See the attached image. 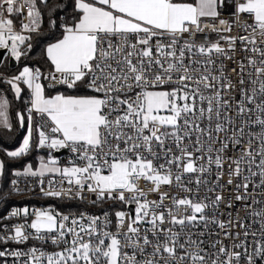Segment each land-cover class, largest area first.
<instances>
[{
  "label": "snow or ice",
  "instance_id": "obj_1",
  "mask_svg": "<svg viewBox=\"0 0 264 264\" xmlns=\"http://www.w3.org/2000/svg\"><path fill=\"white\" fill-rule=\"evenodd\" d=\"M0 50V203L97 209L11 207L0 264H264V0H0Z\"/></svg>",
  "mask_w": 264,
  "mask_h": 264
},
{
  "label": "built area",
  "instance_id": "obj_2",
  "mask_svg": "<svg viewBox=\"0 0 264 264\" xmlns=\"http://www.w3.org/2000/svg\"><path fill=\"white\" fill-rule=\"evenodd\" d=\"M225 17L227 18L229 16V12L226 10L224 12ZM237 33L234 31L232 33V35H236ZM197 39H202V37H197ZM237 48L239 49V44L237 45ZM239 54V53H238ZM228 64V68L225 70L226 72L228 70H230V68L232 67V64L230 62H226ZM45 84H47V81H44ZM47 153L45 152L44 155H46ZM60 161L61 163H65L70 154L66 151V150H62L60 152L57 153H53ZM225 175H224V180L222 181V183L224 181L227 180V166H225ZM142 186L143 187H147L146 184H144L142 182ZM150 199L155 198L154 196H150ZM7 204H9V206L7 207L6 210H4L2 213H0V217H3L13 206H17V207H23L25 205L29 206V207H41V206H55L58 210H60L61 212H68V211H74V212H78V211H82V210H87L89 212L92 213H96L97 209L93 208L91 205L88 204H83L80 201H67V200H56V199H45L43 197L40 196L39 191L37 190L36 192H32V193H25L22 196H15L13 199H11ZM4 206V205H3ZM3 206L0 207V209L3 208ZM241 215H243V213H241ZM19 222L17 219H13V221H11V223H16ZM4 223H9L8 221H4ZM34 243L33 241H29V245L31 246V244ZM48 250L52 251L55 250L53 249L50 245L48 246Z\"/></svg>",
  "mask_w": 264,
  "mask_h": 264
},
{
  "label": "trees",
  "instance_id": "obj_3",
  "mask_svg": "<svg viewBox=\"0 0 264 264\" xmlns=\"http://www.w3.org/2000/svg\"><path fill=\"white\" fill-rule=\"evenodd\" d=\"M53 3L57 2V0H52ZM43 45H37L36 47H34L33 52L30 54L33 57V62H35L36 60H39L40 57V48ZM17 67H19V65H17V63H15L13 66L9 65L7 66V68H2L0 67V71H7V72H12L15 71L17 69ZM0 87H4L3 85H0ZM49 94L54 93V90L49 89L48 90ZM9 98L11 99L12 94L8 93ZM23 109V104H20L19 102H16L12 108L10 109V115L13 118L12 121H15V112L17 109ZM25 133V129H19L18 126L14 125V130L12 132H8L6 130H2L0 129V149H9L12 150L14 148H16L23 135ZM39 155V153L37 152H33L31 155L27 156L24 158L25 162H32L33 164L36 163V157ZM0 159H5L4 153L2 150H0ZM6 164H7V160H6ZM5 187H7V178L3 181ZM14 198V197H13ZM11 198V199H13ZM9 199L7 201V203L11 200ZM7 203H0V207L3 206L2 209H0V213H2L4 210L7 209V207L9 206V204Z\"/></svg>",
  "mask_w": 264,
  "mask_h": 264
},
{
  "label": "crops",
  "instance_id": "obj_4",
  "mask_svg": "<svg viewBox=\"0 0 264 264\" xmlns=\"http://www.w3.org/2000/svg\"><path fill=\"white\" fill-rule=\"evenodd\" d=\"M5 55H6V53H5ZM5 55H4V56H5ZM15 63H16V62L14 61V64H15ZM9 65H11V63H9ZM51 94H55V92H54V93H51ZM12 122H13V121H12ZM13 125L18 126V124L16 123V120L13 122ZM25 131H26V128H25ZM24 135H25V133H24ZM24 135H23V136H24ZM22 138H23V137H22ZM21 141H22V139H21ZM21 141H20V142H21ZM19 144H20V143H19ZM18 146H19V145H18ZM18 146H17V147H18ZM14 149H15V148H14ZM14 149H12V150H14ZM39 155H44V153H40V152H39ZM36 163H37V160H36ZM36 163H35V164H36ZM35 164H34V165H35Z\"/></svg>",
  "mask_w": 264,
  "mask_h": 264
},
{
  "label": "water",
  "instance_id": "obj_5",
  "mask_svg": "<svg viewBox=\"0 0 264 264\" xmlns=\"http://www.w3.org/2000/svg\"><path fill=\"white\" fill-rule=\"evenodd\" d=\"M5 55V52L3 50H0V58L4 57ZM11 63V66L14 65V61L10 62ZM46 151L45 150H41L40 153H45Z\"/></svg>",
  "mask_w": 264,
  "mask_h": 264
}]
</instances>
